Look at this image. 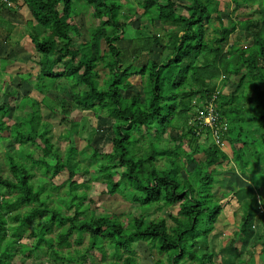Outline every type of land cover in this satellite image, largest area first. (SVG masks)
Wrapping results in <instances>:
<instances>
[{
    "label": "trees",
    "instance_id": "obj_1",
    "mask_svg": "<svg viewBox=\"0 0 264 264\" xmlns=\"http://www.w3.org/2000/svg\"><path fill=\"white\" fill-rule=\"evenodd\" d=\"M23 1L32 16L27 23L29 37L40 56L34 88L43 97L41 102L30 96L21 99V108L29 105L31 109L20 122L6 123L5 116L0 115V146L4 140L13 139L24 148L35 145L42 154L34 158L33 153L21 149L27 153L26 160L31 159L28 165L21 153L14 155L3 147L9 154L12 177H5L0 170V264H12L19 253L30 256L43 247L55 260L78 264L88 260L92 250L106 261L108 247L113 259L104 264H142L133 247L139 241L148 242L164 255L155 264H215V253L199 248L224 210V203L213 204L215 193L211 192L218 167L229 158L220 142L227 143L232 161L243 174L248 169H260L257 150L264 151V12L260 19H254L252 14H231L229 10L225 23L219 0H139L142 16L169 27L163 36L138 26L135 35L128 38V27L138 14L125 12L122 0ZM233 1L239 10L241 1ZM254 1L264 4V0ZM89 6L99 24L85 39L77 17ZM214 18L219 25H213L209 36L207 24H213ZM37 26L42 33H34L32 28ZM238 27L248 32L249 45L238 38L230 40ZM154 46H163L170 53L157 61L150 57ZM100 63L109 70L103 83L96 69ZM16 75H22L26 82L31 78L30 73ZM233 77H237L236 86L225 93L224 87ZM60 79L70 88V101L75 106L113 119L110 150L92 146L91 151H79L68 145L62 153L54 144L40 106H48L61 120L68 121L67 99L61 98L58 105L49 95ZM218 79L223 82L217 83ZM136 82L141 83L139 87ZM212 99L218 112L215 128L200 127L197 118L207 111ZM10 109L8 102L0 104V114H10ZM181 118L185 120L180 133L170 137L175 144L161 147L163 135ZM77 125L72 121L67 137ZM213 130L219 142L214 138L209 145L192 146V141L203 134L212 136ZM185 140H190L191 152H183ZM199 152L204 159L196 157ZM159 159L163 166H159ZM93 164L98 169L93 177L102 180L104 191L137 203L142 214L123 220L114 215L97 216L90 210L86 203L89 181L78 183L74 178L78 172L89 173ZM34 166L51 177L66 167L70 169L65 197L58 191L55 205L48 200H53L54 192L62 186L34 178ZM7 192L13 199L4 196ZM23 205L28 206L26 211L19 210ZM175 205H179L177 214L169 213L172 225L166 218L144 217L143 212L153 206L167 209ZM260 214L264 219V212ZM37 217V227L30 232L34 243L21 244L25 226ZM253 219V213L245 214L236 231L241 248L225 246L221 251L225 256L238 255L255 242L263 243L264 248V232L254 229ZM11 220L16 224H9ZM52 226L59 229L54 238L46 236ZM74 234L78 243L88 236L86 252L63 255L61 249L70 247Z\"/></svg>",
    "mask_w": 264,
    "mask_h": 264
},
{
    "label": "rangeland",
    "instance_id": "obj_2",
    "mask_svg": "<svg viewBox=\"0 0 264 264\" xmlns=\"http://www.w3.org/2000/svg\"><path fill=\"white\" fill-rule=\"evenodd\" d=\"M11 8L16 9L15 14L12 12L7 14V18L4 17L7 21H5L0 16V24H2V30L0 29V104L8 102L10 105V114H6L5 112L1 113V116H5L4 119L6 123L12 124L14 122H20L23 120V117L26 115V111H29L31 107L26 105L24 108H21L20 102L21 99L25 96H30L41 102L43 97V93L39 92L34 88V84L36 81V77L39 74V54L36 51L34 44L31 41L29 35V26L27 24L28 21L32 20L31 13L23 3L22 0ZM125 4V12L129 15L133 13H137V20L131 23L128 27L127 37H131L135 35L136 28L140 26L142 31L145 29L150 34L157 33L163 36H166L168 25L163 24L161 21H151L147 17L142 16V9L139 6V0H122ZM219 9L222 11L224 15V22L228 23L227 13L229 10L231 14H240L247 15L252 14L254 19H260L264 12V4L259 3L258 1L248 0L246 3L244 0L241 1L239 10L235 8V2L233 0H219ZM6 4V3H4ZM6 7L8 5L6 4ZM6 7H1L3 10ZM235 10V12H233ZM2 15V14H1ZM215 17L216 14L214 13ZM215 19V18H214ZM77 21L80 23L81 32L83 33V37L85 39L89 38V32L98 26L99 21L93 15V9L91 6L84 9L81 14L77 17ZM213 24H207V34L211 36L213 34V25H219V22L215 19ZM12 23V24H11ZM34 21V25H35ZM14 24V30H12V25ZM9 28H11L9 30ZM34 33H42V30L39 26L36 28H32ZM11 33L12 39H8L6 36L8 31ZM12 30V31H11ZM247 31L238 27L235 32L230 37V40L240 39L242 44L249 45L250 37L247 35ZM6 40L8 44L4 48L1 47L2 43ZM124 45L128 46V42L124 41ZM103 48H105V43L103 42ZM170 53L169 49L154 46L153 51L150 54V57L161 61L165 58L166 55ZM97 71L99 73V81L103 83V79L108 76L109 70L104 65V63H100L97 66ZM16 72L20 73H30L31 78L28 82L23 81L20 77L16 75ZM237 77L231 78L226 86L224 87V92L229 93L236 86ZM221 79H218L217 83H222ZM140 82H136L135 85L137 87L140 86ZM220 85V84H219ZM49 95L54 98V102L58 105L61 104V98L67 99V106L65 116L68 121L61 120L60 116L53 113L48 106L41 104V115L44 121L48 123L50 129V136L54 144L61 150V152H65L68 145H72L77 147L80 151L82 149H87V151L92 150V146L98 148L100 151H108L112 147L111 137L114 135L113 133V119L106 115L105 113L95 114L91 110H82L79 107L75 106L70 101L71 90L65 83L63 79L58 81L56 87L49 92ZM60 108V107H59ZM8 113V112H7ZM190 124L194 120V117H190ZM178 120V119H176ZM184 118L178 120L175 127L170 128L162 138V142L160 144L161 147H169L174 145L175 142L170 141L171 136H176L180 133L181 126L184 124ZM72 121L77 122L78 125L73 127L70 136H66V133L69 128L72 126ZM176 122V121H175ZM213 136H207L203 134L201 137L192 141V146L202 144H211L213 142ZM88 140H90V145H87ZM147 140V139H146ZM145 140V141H146ZM142 140L141 142H143ZM141 142L139 145H141ZM190 140H185L184 148H182L183 152H191L188 149ZM198 143V144H196ZM144 144V143H143ZM221 147L229 153V158L222 162V165L218 167V175H215V181L213 183V189L211 192L215 193V197H213V204L216 202L224 203V210L221 213L219 220L216 223V227L214 230L210 231L207 234V238H202L200 241L199 251L203 252H212L215 253L213 258V262L215 264H250L251 261L253 264H264V248L263 243L258 242L254 244H250L247 246L246 250L241 249V253L238 255H224L222 253V249L225 246H235L238 249L241 248L242 240L237 237L236 231L238 230V226L242 221V218L245 214L253 213L254 219L253 222L255 224V228L257 231L264 232V219L261 216L264 212V151H259L258 155V163H260L259 170H246L245 174H243L240 168L234 164L232 161V154L227 149V143L225 141L220 142ZM3 145V146H2ZM0 146V170L1 174L5 177H12L11 168L9 164L8 153L5 152L3 147H7L12 154H16V152H20L21 149L24 148L21 144L15 143L13 139H7L2 142ZM5 147V148H6ZM202 147V146H200ZM260 149V146H259ZM25 152L33 153V157L37 158L42 154L41 149L37 148L35 145H28L24 148ZM21 153L23 156V160L27 161L28 165H31V159L26 160L25 154ZM198 159H204L205 156L203 152H199L196 155ZM28 159V158H27ZM159 166H163L164 161L158 160ZM89 173L84 174L82 172H78L75 176V180L78 183L89 181L90 187L87 189L88 199L86 203L89 204L90 210L95 212V215H114L120 217L121 219L128 218L129 215L139 216L142 214V210L137 203L132 202L130 199L124 197L122 194H109L104 191L102 180L100 178H94L93 176L98 174V169L95 164L89 167ZM35 176L34 178H42L45 182H53L56 185H61L62 188L58 189L54 192L52 199L48 200L50 205H55L58 199V191L59 196L65 197V190L68 188L67 179L69 177V168H65L60 171L55 176H44L41 173V170L34 166ZM257 173V174H256ZM182 174L186 176L185 171H182ZM93 177V178H92ZM245 185H241V184ZM79 190H83V188H79ZM204 192L203 194H206ZM4 196L13 199V195L11 193H6ZM34 205V204H33ZM31 206V205H30ZM262 206V210L261 207ZM28 206L23 205L19 210L26 211ZM179 205L172 206L167 209H156V206L149 208L147 211L143 212L146 220L151 219H160L166 218L169 221V224L173 223L169 219V213L177 214ZM39 217L34 218L31 223L25 226L24 234L21 238V244H32L34 243V238L30 236V232L37 227ZM257 223V224H256ZM9 224H16L15 220H11ZM59 229L56 226H52V230L46 233V236L54 238ZM77 235L74 234L71 238L70 247H63L61 249L63 255H77V250L81 253L86 252V248L88 245V236L84 235L82 241L80 243L76 242ZM264 238V236H263ZM10 238H7L8 241ZM253 241V240H252ZM6 241H4V246L6 245ZM56 244V241L54 240ZM202 246V247H201ZM57 247V245H55ZM134 249L137 251V259L142 264H155L160 259H164V255L160 254L157 249H152L151 245L145 241H139L133 244ZM110 248L107 247L106 261H103L99 258L98 253L92 250L88 253V260H83V264H104L113 259ZM188 261V260H187ZM12 264H78L75 261H66V260H55V257L51 254L50 251L43 247L37 250L30 256H26L23 253H19L15 259H13ZM210 264V263H207ZM252 264V263H251Z\"/></svg>",
    "mask_w": 264,
    "mask_h": 264
},
{
    "label": "built area",
    "instance_id": "obj_3",
    "mask_svg": "<svg viewBox=\"0 0 264 264\" xmlns=\"http://www.w3.org/2000/svg\"><path fill=\"white\" fill-rule=\"evenodd\" d=\"M4 3L8 5L9 1L0 0V5ZM0 10H2L1 7H0ZM213 101L214 99L208 101L207 111L203 112V114L197 118V120L199 121V124H202L200 127L209 126L213 129L215 128V123L218 119V112L216 111ZM212 136L213 138H215L216 142H219V139L217 138L218 136H217L216 130H213Z\"/></svg>",
    "mask_w": 264,
    "mask_h": 264
},
{
    "label": "crops",
    "instance_id": "obj_4",
    "mask_svg": "<svg viewBox=\"0 0 264 264\" xmlns=\"http://www.w3.org/2000/svg\"><path fill=\"white\" fill-rule=\"evenodd\" d=\"M13 2H15V4L13 5ZM20 1L19 0H16V1H10L9 0V4H8V7H6V8H4L3 10H0V16L5 20V21H7L4 17H6L7 18V15H6V13L7 14H10L11 12H12V14L14 15L15 14V11H18V10H16V9H13V8H11V6L13 5V6H16V4L17 3H19ZM22 3L26 6V7H28L25 3H24V1L22 0ZM28 9H29V7H28ZM2 14V15H1ZM7 22H10V21H7ZM28 23V22H27ZM12 24V23H11ZM2 24H0V29L2 30V26H1ZM12 30H14V24L12 25ZM11 28H9V30L11 29ZM9 30L7 31L8 32V34H7V38L9 39H12V37L10 36L11 35V33L9 32ZM11 30V31H12ZM29 36V35H28ZM6 40L7 39H5V41L2 43V45H1V47L2 48H4L5 46H7L8 44L6 43Z\"/></svg>",
    "mask_w": 264,
    "mask_h": 264
}]
</instances>
